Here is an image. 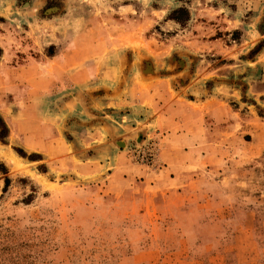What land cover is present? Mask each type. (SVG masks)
<instances>
[{
    "label": "rangeland",
    "instance_id": "obj_1",
    "mask_svg": "<svg viewBox=\"0 0 264 264\" xmlns=\"http://www.w3.org/2000/svg\"><path fill=\"white\" fill-rule=\"evenodd\" d=\"M0 264H264V0H0Z\"/></svg>",
    "mask_w": 264,
    "mask_h": 264
},
{
    "label": "crops",
    "instance_id": "obj_2",
    "mask_svg": "<svg viewBox=\"0 0 264 264\" xmlns=\"http://www.w3.org/2000/svg\"><path fill=\"white\" fill-rule=\"evenodd\" d=\"M164 176H165V180L167 181V184H165V187L161 186V188H158V186L155 184L156 188L150 189L151 191H153V194L156 193V191H157L156 189H158V190L160 189L162 194L169 193L172 196L176 195V194H181L182 192H181L179 186H177V188H170V186H169L170 185L169 183H172L178 177V175L173 176L172 174L169 173V174H164ZM182 188H185V187L182 186ZM146 213H147V209L145 208L143 215H146Z\"/></svg>",
    "mask_w": 264,
    "mask_h": 264
},
{
    "label": "bare ground",
    "instance_id": "obj_3",
    "mask_svg": "<svg viewBox=\"0 0 264 264\" xmlns=\"http://www.w3.org/2000/svg\"><path fill=\"white\" fill-rule=\"evenodd\" d=\"M17 160V159H16Z\"/></svg>",
    "mask_w": 264,
    "mask_h": 264
}]
</instances>
